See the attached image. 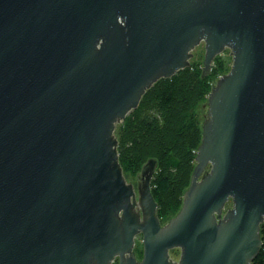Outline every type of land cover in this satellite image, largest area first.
Returning <instances> with one entry per match:
<instances>
[{
  "label": "water",
  "instance_id": "95a60500",
  "mask_svg": "<svg viewBox=\"0 0 264 264\" xmlns=\"http://www.w3.org/2000/svg\"><path fill=\"white\" fill-rule=\"evenodd\" d=\"M200 44L201 77L231 63L162 224L157 161L128 181L115 128ZM262 223L264 0H0V264H250Z\"/></svg>",
  "mask_w": 264,
  "mask_h": 264
},
{
  "label": "trees",
  "instance_id": "16d2710c",
  "mask_svg": "<svg viewBox=\"0 0 264 264\" xmlns=\"http://www.w3.org/2000/svg\"><path fill=\"white\" fill-rule=\"evenodd\" d=\"M202 60L203 48L199 46L190 66L157 80L115 128L118 159L128 181L148 158L157 161L150 188L162 224L181 207L201 140L203 118L199 109L217 78L228 71L231 56L228 52L218 54L205 77L200 76ZM260 237L262 244L250 264H264V223L260 224ZM134 252L141 257V241L135 240ZM170 253L176 257L179 251L172 249Z\"/></svg>",
  "mask_w": 264,
  "mask_h": 264
},
{
  "label": "rangeland",
  "instance_id": "374dc122",
  "mask_svg": "<svg viewBox=\"0 0 264 264\" xmlns=\"http://www.w3.org/2000/svg\"><path fill=\"white\" fill-rule=\"evenodd\" d=\"M199 46H202V48H203V44H200V45H198L197 47H199ZM197 47H196V48H197ZM194 50H195V49H194ZM194 50H193V55H194ZM223 52H228V54H230L228 49H224ZM205 111H206V108L204 107V105H203V107L201 106L200 109H199V112H200L201 118H203V115L205 114ZM201 113H203V114H201ZM130 182H132V183L135 185V184H136V176H135V178H134L132 181H130ZM135 240H137V241H141V236L138 235V236L136 237Z\"/></svg>",
  "mask_w": 264,
  "mask_h": 264
},
{
  "label": "flooded vegetation",
  "instance_id": "af4514ba",
  "mask_svg": "<svg viewBox=\"0 0 264 264\" xmlns=\"http://www.w3.org/2000/svg\"><path fill=\"white\" fill-rule=\"evenodd\" d=\"M230 205V203H228L226 206H229ZM141 258V257H140Z\"/></svg>",
  "mask_w": 264,
  "mask_h": 264
}]
</instances>
